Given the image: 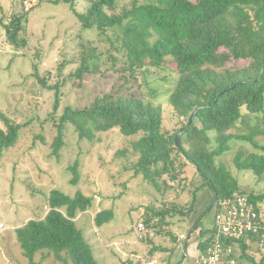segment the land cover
<instances>
[{
	"label": "rangeland",
	"instance_id": "1",
	"mask_svg": "<svg viewBox=\"0 0 264 264\" xmlns=\"http://www.w3.org/2000/svg\"><path fill=\"white\" fill-rule=\"evenodd\" d=\"M23 1L0 0V17L8 22L13 15L21 16L20 36L26 40L23 47L11 45L0 26V111L13 122L24 124L16 142L0 154V264H29L15 229L45 215L51 189L70 196L80 189L93 198L92 206L79 213L75 223L97 264L128 260L142 263L148 259L154 264H197L196 243L206 234L201 235L199 230L212 225L214 206L208 208L213 198L209 187L196 189L201 180L191 164L186 163L174 179L169 173L161 175L155 189L129 167L135 155L129 152V161L117 155L130 148L135 136L121 135L116 128L93 131L88 139L79 138L67 123L58 156L50 147L56 135L54 122L65 107L83 108L105 93L134 96L158 106L163 130H176L184 119L175 114L167 100L176 79L174 62L167 58L161 68L131 73L120 50L118 28L100 34L95 29L82 28L64 2L29 0L32 6L25 11ZM141 1L116 0V9ZM86 3L87 0H75V9L83 11ZM82 56L88 71L76 77ZM55 84L59 92L56 110L54 89L47 87ZM245 122L264 129L261 114L250 115ZM195 124L198 125L196 120ZM248 127L240 122L232 132L246 133ZM0 128L4 129L1 119ZM212 136L210 147L215 145ZM255 138L264 144V133ZM229 146L216 157V163L225 165L242 193H263L264 173L258 177L250 170H238L233 158L238 151L263 155L264 151L239 139L230 140ZM76 160L78 182L72 185L70 167ZM194 194L196 200L189 215L180 213L186 211L185 202ZM102 209H112L113 218L97 226L93 217ZM259 214L263 222L264 202ZM196 219L198 227H193ZM243 251L253 261L242 256L240 262L256 264L264 257V244L259 246L256 239H251ZM243 251L239 247L235 253L239 256ZM45 254L37 253L34 260L60 264Z\"/></svg>",
	"mask_w": 264,
	"mask_h": 264
},
{
	"label": "trees",
	"instance_id": "2",
	"mask_svg": "<svg viewBox=\"0 0 264 264\" xmlns=\"http://www.w3.org/2000/svg\"><path fill=\"white\" fill-rule=\"evenodd\" d=\"M60 1L68 5L84 29H95L100 34L114 28L120 30V50L131 73L161 68L171 58L176 79L167 100L184 122L172 132L165 131L158 106L134 96L105 93L83 108L63 109L54 122L52 153L58 156L67 123L74 127L79 138L88 139L93 131L116 128L121 135L135 136L130 148L118 151L117 155L125 161H129V152L135 155L129 167L153 188L158 189L161 175L169 173L174 179L187 163L200 177L196 189L203 186L211 189L213 198L208 208L214 206V213L222 201L242 193L237 180L223 163H216V157L230 148L232 139L247 141L253 148L264 151V144L260 145L255 138L264 129L245 122L250 115L257 114L264 121V0H142L120 11L116 9V0H87L83 11L75 9V0H52L53 3ZM0 26L11 45L26 44L20 36L21 16L13 15L8 22L0 17ZM86 71L85 56H82L76 77ZM41 83L45 84L43 79ZM47 87L54 89L53 109L56 110L58 85ZM192 112L191 123L184 127ZM0 119L4 124V129L0 128L1 154L16 142L24 124L13 122L1 111ZM240 122L249 126V130L233 133ZM210 134L215 144L212 147ZM233 163L238 170H250L258 177L264 173L263 154L238 151ZM70 171V183L76 185L77 160ZM247 197L260 213L264 192H249ZM46 200L48 209L42 218L30 219L15 229L16 240L29 264H40L34 257L42 251L60 264H97L88 241L75 223V217L92 206L93 198L80 189L71 196L51 189ZM195 200L194 194L185 202L186 211L180 213L188 216ZM112 218V209H102L95 213L93 221L99 226ZM197 219L193 227H198ZM199 233H206L196 246L202 252L212 240L213 229H200ZM239 245L245 250L243 240H239ZM242 256L253 261L244 251L239 260ZM121 264L142 263L128 260ZM256 264H264V257Z\"/></svg>",
	"mask_w": 264,
	"mask_h": 264
},
{
	"label": "built area",
	"instance_id": "3",
	"mask_svg": "<svg viewBox=\"0 0 264 264\" xmlns=\"http://www.w3.org/2000/svg\"><path fill=\"white\" fill-rule=\"evenodd\" d=\"M32 6L29 0L23 1V8ZM142 227V224H139ZM213 237L207 242L205 249L195 257L197 264H242L235 253L240 247L239 240L249 243L251 237H256L259 246L264 242V224L260 214L247 194L237 193L232 198L220 203L219 210L213 215ZM142 264H154L146 260Z\"/></svg>",
	"mask_w": 264,
	"mask_h": 264
},
{
	"label": "water",
	"instance_id": "4",
	"mask_svg": "<svg viewBox=\"0 0 264 264\" xmlns=\"http://www.w3.org/2000/svg\"><path fill=\"white\" fill-rule=\"evenodd\" d=\"M195 111H196V109L194 110V112H195ZM194 112H192V113L190 114V116H189V118H188L186 124L184 125V127H187V126L191 123L192 118H193V116H194ZM177 136H178V135H176L175 138H174L175 142L177 141ZM214 201H215V199L213 200L212 204L214 203Z\"/></svg>",
	"mask_w": 264,
	"mask_h": 264
},
{
	"label": "crops",
	"instance_id": "5",
	"mask_svg": "<svg viewBox=\"0 0 264 264\" xmlns=\"http://www.w3.org/2000/svg\"><path fill=\"white\" fill-rule=\"evenodd\" d=\"M195 208H197V206H196V207H194V209H195ZM210 227H211V226H210ZM196 244H197V243H196ZM196 249H197V251H198V248H197V247H196ZM198 252H199V251H198Z\"/></svg>",
	"mask_w": 264,
	"mask_h": 264
}]
</instances>
